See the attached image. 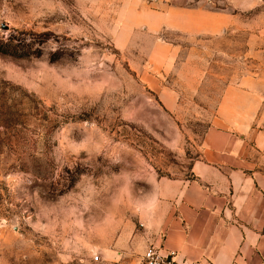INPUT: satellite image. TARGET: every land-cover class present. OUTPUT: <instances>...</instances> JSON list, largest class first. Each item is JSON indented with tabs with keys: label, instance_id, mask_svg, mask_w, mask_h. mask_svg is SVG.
<instances>
[{
	"label": "rangeland",
	"instance_id": "obj_1",
	"mask_svg": "<svg viewBox=\"0 0 264 264\" xmlns=\"http://www.w3.org/2000/svg\"><path fill=\"white\" fill-rule=\"evenodd\" d=\"M175 10L213 16L222 33H182L193 21L166 19ZM10 38L0 264H130L133 208L158 181L189 177L224 88L264 70V0H0Z\"/></svg>",
	"mask_w": 264,
	"mask_h": 264
},
{
	"label": "crops",
	"instance_id": "obj_2",
	"mask_svg": "<svg viewBox=\"0 0 264 264\" xmlns=\"http://www.w3.org/2000/svg\"><path fill=\"white\" fill-rule=\"evenodd\" d=\"M175 13L193 21L178 26L182 33H222L213 16L175 10L166 19ZM154 199L153 217L139 216V254L130 264H143L149 248L174 264H264V70L224 88L189 177L158 181Z\"/></svg>",
	"mask_w": 264,
	"mask_h": 264
},
{
	"label": "clouds",
	"instance_id": "obj_3",
	"mask_svg": "<svg viewBox=\"0 0 264 264\" xmlns=\"http://www.w3.org/2000/svg\"><path fill=\"white\" fill-rule=\"evenodd\" d=\"M157 208V203L154 198H148L141 202L140 204H137L133 208L134 214L138 216H143L146 220L153 217V214L155 213Z\"/></svg>",
	"mask_w": 264,
	"mask_h": 264
},
{
	"label": "built area",
	"instance_id": "obj_4",
	"mask_svg": "<svg viewBox=\"0 0 264 264\" xmlns=\"http://www.w3.org/2000/svg\"><path fill=\"white\" fill-rule=\"evenodd\" d=\"M143 264H174L171 256L162 258L154 248L147 249L142 257Z\"/></svg>",
	"mask_w": 264,
	"mask_h": 264
},
{
	"label": "trees",
	"instance_id": "obj_5",
	"mask_svg": "<svg viewBox=\"0 0 264 264\" xmlns=\"http://www.w3.org/2000/svg\"><path fill=\"white\" fill-rule=\"evenodd\" d=\"M15 40L13 38L8 39L7 41H0V54L1 55H9V56H14V52L16 49V46L13 44ZM33 41L32 42H27L25 44V47L30 48L33 46Z\"/></svg>",
	"mask_w": 264,
	"mask_h": 264
},
{
	"label": "water",
	"instance_id": "obj_6",
	"mask_svg": "<svg viewBox=\"0 0 264 264\" xmlns=\"http://www.w3.org/2000/svg\"><path fill=\"white\" fill-rule=\"evenodd\" d=\"M1 28H2V30H6L7 29L6 26H1Z\"/></svg>",
	"mask_w": 264,
	"mask_h": 264
}]
</instances>
